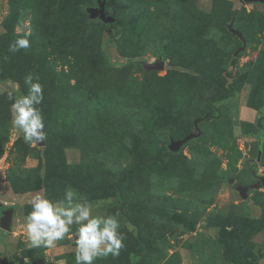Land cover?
Instances as JSON below:
<instances>
[{"label":"rangeland","instance_id":"rangeland-1","mask_svg":"<svg viewBox=\"0 0 264 264\" xmlns=\"http://www.w3.org/2000/svg\"><path fill=\"white\" fill-rule=\"evenodd\" d=\"M94 2L0 0V212L13 208L0 264H75V237L29 248L24 232L32 197L68 187L121 222L125 248L95 264H133L141 248L136 264H264V147L257 159L253 139L264 122V3L106 0L121 30L112 37L86 14ZM21 26L31 46L12 53ZM159 56L163 68L146 71ZM29 73L44 89L42 147L11 123L8 93L26 94ZM220 88L230 92L220 116L202 118ZM196 119L199 136L156 162Z\"/></svg>","mask_w":264,"mask_h":264},{"label":"clouds","instance_id":"clouds-1","mask_svg":"<svg viewBox=\"0 0 264 264\" xmlns=\"http://www.w3.org/2000/svg\"><path fill=\"white\" fill-rule=\"evenodd\" d=\"M31 28L18 27L9 51L16 53L31 46ZM27 93H8L11 103V123L25 141L37 144L45 140L44 117L39 107L44 100L39 76L24 77ZM253 139L264 147V128ZM31 211L25 216L24 232L27 247L54 248L68 236L75 237V264H95L98 258L118 257L125 248V236L116 215H100L87 198H79L75 189H65L60 199L36 194L29 201ZM75 226V227H74Z\"/></svg>","mask_w":264,"mask_h":264},{"label":"water","instance_id":"water-1","mask_svg":"<svg viewBox=\"0 0 264 264\" xmlns=\"http://www.w3.org/2000/svg\"><path fill=\"white\" fill-rule=\"evenodd\" d=\"M245 3H251V2H259V3H264V0H242ZM105 4H106V0H97V5L96 6H89L86 8V11L89 15L90 18H98L100 19V21H102L103 23H113L115 21V18L111 15L106 14L105 11ZM231 31L233 33H236L239 35L240 39L242 40V47H240L238 51H241L242 49H244L245 47V39H243L242 35L240 34V32H238L237 30H234L232 27H230ZM237 52H235V55L237 54ZM164 66V61L161 59V57L159 56L158 60L156 61L155 64H148L145 66L146 71H151V70H158V69H162ZM194 125H195V131L188 133L187 135H185L182 138L179 139H170L169 140V144H168V149L170 150H177L181 145H183L184 143H186L188 140H190L191 138H195L197 136H199L200 134V129L197 127V119L194 121ZM45 131V128H44ZM37 146H44L45 145V140L37 143ZM261 153V150H258V159H259V155ZM235 181L234 178H229L228 182L233 184ZM235 188L239 191V194L241 195V197L245 198L247 196V190H248V186H243L241 184L236 183L235 184ZM1 216H0V228L2 230L5 231H9L11 228V223H12V217H13V208L9 207V208H4L1 210Z\"/></svg>","mask_w":264,"mask_h":264},{"label":"trees","instance_id":"trees-1","mask_svg":"<svg viewBox=\"0 0 264 264\" xmlns=\"http://www.w3.org/2000/svg\"><path fill=\"white\" fill-rule=\"evenodd\" d=\"M97 5V0H95V2L92 4V5H88V6H84L85 7V12H86V14L88 15V13H87V11H86V8L87 7H89V6H96ZM89 16V15H88ZM98 19V18H97ZM99 21H100V19H98ZM101 22V24L104 26V27H106V28H109V27H112V28H116V33L114 34V35H112V37H117V35L118 34H120L121 33V30H120V27L118 26V23H117V21L115 20L113 23H110V24H108V23H103L102 21H100ZM202 81L204 82V83H209V84H216L214 81H211V80H204V79H202ZM221 89V91L223 92V90H224V92H223V96L222 97H212V99H211V102H210V112L206 115V116H204V117H202V118H205V117H209V118H217V117H219L220 116V111H219V109H218V107L216 106V103L217 102H220V101H223V100H226L227 98H229V95H230V92L227 90V89H225V88H220ZM201 118V119H202ZM197 123H198V119H197ZM262 128H264V122H263V125L261 126ZM190 133V132H189ZM257 134L258 133H254L253 135H254V137H256L257 136ZM261 147L262 146H259V148H258V150H261ZM169 153V151H168V148H166L165 149V154L164 155H162V157L160 158V159H156V162H159V163H165L166 162V155ZM257 159H258V157H257ZM142 165H143V163H142ZM141 165V166H142ZM123 183V181H121L120 183H118L116 186H115V192H117V190L120 188V186H121V184ZM249 223V221L247 220V221H244V222H242V223H240L238 226H237V228H238V230H241V229H243L244 227H246L247 226V224ZM132 224L135 226V238H136V240L138 241V243L143 247V242L141 241V238H140V234H139V231H138V229H137V224L136 223H134V222H132ZM141 250L143 251V248H141ZM142 251H140L139 253H135V254H133L132 255V263L133 264H136V261H137V259L139 258V256H141L142 255Z\"/></svg>","mask_w":264,"mask_h":264}]
</instances>
